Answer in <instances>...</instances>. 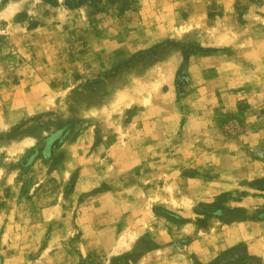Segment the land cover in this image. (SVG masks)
Listing matches in <instances>:
<instances>
[{"label":"rangeland","instance_id":"374dc122","mask_svg":"<svg viewBox=\"0 0 264 264\" xmlns=\"http://www.w3.org/2000/svg\"><path fill=\"white\" fill-rule=\"evenodd\" d=\"M0 264H264V0H0Z\"/></svg>","mask_w":264,"mask_h":264}]
</instances>
